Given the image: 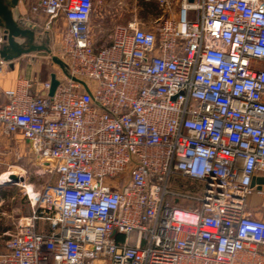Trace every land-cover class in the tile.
Segmentation results:
<instances>
[{
    "label": "built area",
    "instance_id": "obj_1",
    "mask_svg": "<svg viewBox=\"0 0 264 264\" xmlns=\"http://www.w3.org/2000/svg\"><path fill=\"white\" fill-rule=\"evenodd\" d=\"M32 1L20 19L59 27L76 80L5 86L0 61V127L52 177L18 183L31 210L0 264H264L248 206L264 204V0H157L158 24L129 19L106 43L91 16L107 0Z\"/></svg>",
    "mask_w": 264,
    "mask_h": 264
},
{
    "label": "rangeland",
    "instance_id": "obj_2",
    "mask_svg": "<svg viewBox=\"0 0 264 264\" xmlns=\"http://www.w3.org/2000/svg\"><path fill=\"white\" fill-rule=\"evenodd\" d=\"M21 0L19 10L24 13L27 5L34 1ZM107 12L103 20H100L98 26L91 24L92 35L98 43H106L109 35L115 25L123 23L129 19L135 18L142 26L153 28L164 17V13L157 0H107ZM99 17L98 9L95 6L93 18ZM94 20V19H93ZM59 27L53 26L49 31L58 39ZM52 33V34H51ZM55 55L60 58V54L55 47L52 48ZM38 74L45 78L49 72L58 71L59 67L53 64L49 56H38ZM16 171L24 177V182L29 187V191L40 188L45 182L51 181L52 177L41 173L40 166L36 161L30 146L19 134H8L0 127V174L4 171ZM259 184H264V176H260ZM20 183V182H19ZM260 188V187H259ZM24 188L21 184H13L0 187V252L3 250L6 235L3 231L15 229L16 223L21 216H27L31 210V204L23 195ZM262 198L253 192L248 197V206L254 209L262 208ZM264 213H258L262 218Z\"/></svg>",
    "mask_w": 264,
    "mask_h": 264
},
{
    "label": "water",
    "instance_id": "obj_3",
    "mask_svg": "<svg viewBox=\"0 0 264 264\" xmlns=\"http://www.w3.org/2000/svg\"><path fill=\"white\" fill-rule=\"evenodd\" d=\"M19 3L20 0H0V28L5 33V40L0 44V61L12 68L14 60L23 55L37 53L49 56L63 74L76 80L70 75L66 64L53 53L49 31L37 34L33 25L20 19ZM49 80L48 95L52 96L59 83L55 72L50 73ZM23 180L24 177L16 171H4L0 174V187L18 184Z\"/></svg>",
    "mask_w": 264,
    "mask_h": 264
},
{
    "label": "crops",
    "instance_id": "obj_4",
    "mask_svg": "<svg viewBox=\"0 0 264 264\" xmlns=\"http://www.w3.org/2000/svg\"><path fill=\"white\" fill-rule=\"evenodd\" d=\"M96 7L98 9V13L100 16L97 17V15H96V17L93 18V14H92L91 24L93 23L94 25L98 26L97 24L99 23V21L103 20V18L106 16L107 5L103 4L101 6H96ZM19 12L21 15L22 14L21 10H19ZM37 34H41V33H37ZM50 45H51V36H50ZM51 48H53V47L51 46ZM38 56H44V55H40L37 53L23 55V56L19 57L18 59L14 60L12 68H10L9 66L6 65L2 84L5 86H12L14 79L17 76H24V77H28V78L38 77L39 79L47 78L51 72H49L45 78H41L38 74V60H37ZM260 176H263V175H257L254 178V183H256V184L260 183V181H261Z\"/></svg>",
    "mask_w": 264,
    "mask_h": 264
},
{
    "label": "flooded vegetation",
    "instance_id": "obj_5",
    "mask_svg": "<svg viewBox=\"0 0 264 264\" xmlns=\"http://www.w3.org/2000/svg\"><path fill=\"white\" fill-rule=\"evenodd\" d=\"M261 210L264 212V204H263V207L261 208Z\"/></svg>",
    "mask_w": 264,
    "mask_h": 264
},
{
    "label": "bare ground",
    "instance_id": "obj_6",
    "mask_svg": "<svg viewBox=\"0 0 264 264\" xmlns=\"http://www.w3.org/2000/svg\"><path fill=\"white\" fill-rule=\"evenodd\" d=\"M9 172H10V170H9ZM12 172H15V171H12ZM29 187V186H28Z\"/></svg>",
    "mask_w": 264,
    "mask_h": 264
}]
</instances>
